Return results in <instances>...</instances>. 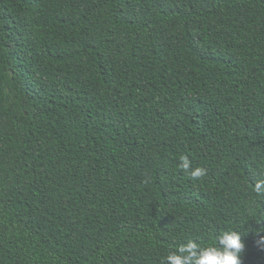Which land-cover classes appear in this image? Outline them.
<instances>
[{"label":"trees","instance_id":"16d2710c","mask_svg":"<svg viewBox=\"0 0 264 264\" xmlns=\"http://www.w3.org/2000/svg\"><path fill=\"white\" fill-rule=\"evenodd\" d=\"M261 179L264 0H0V264H264Z\"/></svg>","mask_w":264,"mask_h":264},{"label":"clouds","instance_id":"9594fccd","mask_svg":"<svg viewBox=\"0 0 264 264\" xmlns=\"http://www.w3.org/2000/svg\"><path fill=\"white\" fill-rule=\"evenodd\" d=\"M187 170L190 162L187 157L181 158V165ZM205 174V169L197 167L191 172L193 178H199ZM257 195H264V179L254 185ZM255 243L258 248L264 250V232L256 234ZM245 250V241L241 233L228 230L222 232L213 245L200 246L196 242L189 241L180 246L176 252L167 255V264H242V255Z\"/></svg>","mask_w":264,"mask_h":264}]
</instances>
